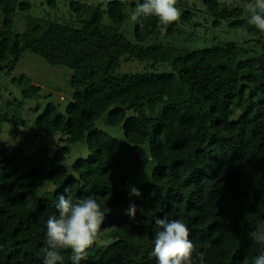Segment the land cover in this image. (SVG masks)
<instances>
[{"label":"trees","instance_id":"obj_1","mask_svg":"<svg viewBox=\"0 0 264 264\" xmlns=\"http://www.w3.org/2000/svg\"><path fill=\"white\" fill-rule=\"evenodd\" d=\"M199 4L213 27L226 23L247 39L192 52L146 46L179 27L150 16L136 21L133 43L121 32L127 16L118 1L106 10L71 2L73 24L36 21L14 33V18L31 5L0 0V74L11 75L27 51L73 71L65 113L49 103L36 119L38 131L63 135L64 146L53 154L41 146L30 158L20 148H0V264H43L46 221L65 188L74 201L95 196L105 215L106 230L81 264H156V218L184 222L204 264H253L264 254V244L249 236L264 224V32L248 23V9L220 0H177L186 7L179 21L190 24ZM132 60L172 71L121 74ZM21 81L24 100L39 94L25 75ZM106 113L108 126L123 125L125 143L97 127ZM84 135L91 156L68 169L67 156ZM150 162L151 182L140 184L136 172ZM129 185L142 193L133 197L135 220L126 214ZM62 254L63 264H72L71 250Z\"/></svg>","mask_w":264,"mask_h":264},{"label":"rangeland","instance_id":"obj_2","mask_svg":"<svg viewBox=\"0 0 264 264\" xmlns=\"http://www.w3.org/2000/svg\"><path fill=\"white\" fill-rule=\"evenodd\" d=\"M22 3L31 5L30 11L18 13L14 18L12 32L24 33L31 28L34 23L59 22L61 24H73L77 16L71 11L70 3L77 2L80 4L90 5L92 7L101 6L107 9L109 2L118 1L125 6L127 16L126 23L121 32L133 43H135L133 32L136 21L131 19L132 14L136 11L140 0H20ZM192 5L193 0H181ZM221 3L228 6H241L249 9L250 4L255 0H220ZM181 8L180 11L185 10ZM200 10V12H199ZM205 11L203 5L199 4L198 9L194 12V19L190 24H179L178 31L172 37L164 35H154L146 46L162 44L166 46H175L181 50L192 52L193 50L203 49L211 46L213 42L221 43L245 41L247 38L241 31H235L223 23L219 28L213 27L214 20ZM2 16L0 15V27L3 26ZM104 23L111 25L109 17L104 16ZM194 37V38H192ZM196 37V39H195ZM219 43V42H218ZM172 68L168 64L155 65L152 62L144 61H124L119 72L128 74H161L171 72ZM25 75L32 84L41 88L39 94L31 99L24 100L22 95L21 76ZM73 71L62 66H51L44 59L30 52H25L21 57L15 71L11 75L0 74V148L8 153L14 148L23 150L25 158H30L41 147L46 146L53 154L57 149L63 147L61 134L48 135L36 129V119L43 112L44 108L53 103L58 110L65 113L66 107L72 101L73 90L71 81ZM107 113L100 118L97 127L107 135L116 138L125 143V132L123 125L118 127L108 126L105 122ZM128 146V145H127ZM91 151L88 147L87 136L84 135L81 141L72 146L66 159L68 169L78 159H88ZM155 164L150 162L147 166L140 167L135 175V179L140 184H148ZM50 192L55 190L54 186L48 187ZM98 241V239L96 240Z\"/></svg>","mask_w":264,"mask_h":264},{"label":"clouds","instance_id":"obj_3","mask_svg":"<svg viewBox=\"0 0 264 264\" xmlns=\"http://www.w3.org/2000/svg\"><path fill=\"white\" fill-rule=\"evenodd\" d=\"M177 0H143L137 6L131 19L155 16L160 24L171 25L180 20L181 11L176 7ZM248 23L264 32V0H255L248 9ZM165 29H162V31ZM70 189L57 197V214L49 215L46 221V246L43 264H63L64 250H71L72 264H81L87 259L96 240L106 230L102 225L105 215L95 196L73 200L66 195ZM127 194L130 203L126 214L135 220L138 211L133 197L140 198L141 191L135 185H129ZM158 231L155 233L154 248L151 256L156 264H204V253L196 249L190 239L189 227L179 219L156 218ZM249 236L257 243L264 244V224L257 225ZM253 264H264V254L254 258Z\"/></svg>","mask_w":264,"mask_h":264},{"label":"water","instance_id":"obj_4","mask_svg":"<svg viewBox=\"0 0 264 264\" xmlns=\"http://www.w3.org/2000/svg\"><path fill=\"white\" fill-rule=\"evenodd\" d=\"M165 100H168V98L166 97Z\"/></svg>","mask_w":264,"mask_h":264}]
</instances>
